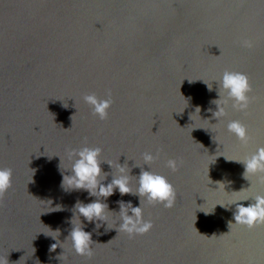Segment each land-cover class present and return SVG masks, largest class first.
Segmentation results:
<instances>
[{
    "label": "water",
    "instance_id": "obj_1",
    "mask_svg": "<svg viewBox=\"0 0 264 264\" xmlns=\"http://www.w3.org/2000/svg\"><path fill=\"white\" fill-rule=\"evenodd\" d=\"M225 70L248 76L251 102L246 112L221 104L218 120L211 101L220 99ZM109 90L114 104L100 120L83 97L104 99ZM233 120L247 126L248 143L228 131ZM85 146L102 149L105 185L119 175L116 163L130 175L133 193L116 189L104 200V221L76 212L78 201L96 197L63 185L76 158L69 153ZM259 147L264 0H0V168L13 172L0 205V260L264 264V225L234 219L237 204L264 195L259 178L244 179L236 162ZM145 152L159 157L146 164ZM168 159L178 161L176 171ZM141 168L167 177L177 195L170 209L145 201L143 218L154 226L130 238L118 231V202L140 206ZM74 225L97 243L91 259L67 240ZM54 243L60 247L50 251Z\"/></svg>",
    "mask_w": 264,
    "mask_h": 264
},
{
    "label": "clouds",
    "instance_id": "obj_2",
    "mask_svg": "<svg viewBox=\"0 0 264 264\" xmlns=\"http://www.w3.org/2000/svg\"><path fill=\"white\" fill-rule=\"evenodd\" d=\"M242 45L246 48H252L254 46L251 40H244ZM205 83L209 91H211L212 86L207 82ZM218 83L220 99L211 101V103L218 107V110L213 112L214 118L219 120L221 116L226 114L225 108L221 104L227 105L229 101H232V107L238 111L246 112L248 110L251 102L249 93L252 91V88L249 78L245 73L225 70L222 79ZM83 99L91 107L94 116H98L100 120H107L109 118V110L114 104L111 90L107 92V98L104 99L99 98L95 93L86 94ZM64 106L67 107V105ZM209 111L212 110L209 109ZM196 112H200L199 107L196 108ZM227 128L230 133L234 134L245 144L251 139L248 135L247 126L239 120L230 121L227 124ZM101 153L102 149L100 147L91 148L85 146L79 150H72L69 153L70 157H76L70 168L72 175L63 176V185L67 184L71 189L86 190L91 196L97 198L91 203L85 204L78 201L75 205L76 212L89 222L106 220V210L109 211V206L103 201L112 196L116 189L119 190L121 195L133 193L130 186V175L126 165L116 163L115 168L118 170L119 175L115 174L112 181L106 185L102 183L110 173L104 172L101 167L103 162L100 160ZM158 157L159 153L156 156L149 152L143 154V159L146 164L153 162ZM236 162L242 163L245 167L243 173L244 179L249 180V175H255L259 178L260 183L264 184V147L257 148L250 156L243 160H236ZM166 166L176 171L178 169V161L176 159H168ZM60 168L62 171L64 170L62 160ZM12 176L13 172L11 168H0V205H2L6 193L12 187ZM135 194L140 197L139 207H134L130 202H118L122 220L118 231L127 233L130 238L135 235H144L154 226L151 220H145L143 218L145 201L149 204L160 203L165 208L170 209L174 207L177 195L174 186L169 182L167 177L149 170H144L143 168H141L138 176V188ZM101 197L103 200H101ZM253 200L254 202L248 206L237 204V209L234 213L236 224L247 226L249 229L257 225H264V195H256ZM129 212L132 214L129 215ZM232 224L229 222L230 228ZM68 239H71L72 247L76 254L86 256L89 259L93 257L94 250L92 245L97 243L93 241L90 232L85 231L83 227L74 225L67 237ZM57 247H60L59 243H54L50 246L49 250L55 251ZM63 254L58 257L60 260ZM0 264H9V261L5 258L4 260H0ZM37 264H39L38 260Z\"/></svg>",
    "mask_w": 264,
    "mask_h": 264
}]
</instances>
